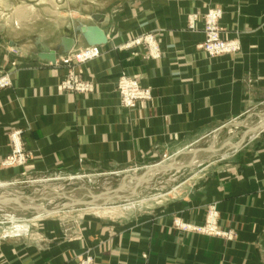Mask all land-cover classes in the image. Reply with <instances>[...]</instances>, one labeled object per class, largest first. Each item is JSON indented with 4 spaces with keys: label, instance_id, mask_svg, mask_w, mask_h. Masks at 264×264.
Wrapping results in <instances>:
<instances>
[{
    "label": "crops",
    "instance_id": "0c3cea01",
    "mask_svg": "<svg viewBox=\"0 0 264 264\" xmlns=\"http://www.w3.org/2000/svg\"><path fill=\"white\" fill-rule=\"evenodd\" d=\"M211 8L221 10L220 25L240 40L239 51L211 57L201 47L203 15ZM92 13L104 15L100 25L108 41L99 57L77 69L93 90L63 91L66 68L39 58L34 39L55 47L77 20L92 23ZM192 14H198L193 28ZM45 24L58 33L56 43L40 30ZM145 34L155 38L159 57H145L146 43L123 47ZM86 45L79 35L73 49ZM5 71L12 85L0 90V179L26 182L79 167L107 172L147 165L226 128L245 127L253 113L264 122V111L256 113L264 105V0H0ZM122 74L150 87L152 99L122 106ZM14 128L22 129L33 158L3 168ZM252 133L225 167L169 187L158 205L112 221L91 218L82 239L64 237L59 222L47 224L35 245L0 236V264H76L88 249L96 264H264V129ZM195 177L202 180L186 185ZM210 202L217 204L221 227L235 230L233 238L173 225L175 215L201 223ZM79 228L66 231L70 236Z\"/></svg>",
    "mask_w": 264,
    "mask_h": 264
},
{
    "label": "rangeland",
    "instance_id": "374dc122",
    "mask_svg": "<svg viewBox=\"0 0 264 264\" xmlns=\"http://www.w3.org/2000/svg\"><path fill=\"white\" fill-rule=\"evenodd\" d=\"M218 24L220 25V21H218ZM220 27L224 38L239 40L238 38L227 37L224 34L223 27L221 25ZM40 30H42L45 34L51 35L50 37L48 35L47 39L49 41L56 43L59 40L57 32L55 34H51V31H54L52 25L45 24L40 27ZM65 30L66 28L64 31ZM82 48L83 47L76 50L73 49L70 52L78 51ZM65 54L66 53L60 54L59 63L63 62L61 57ZM3 73L10 74L11 86V73L9 71H5L0 73V76L3 75ZM117 90L120 95L118 83ZM120 100L122 106L128 108L134 107L138 103L136 102L133 106H125L122 103L121 96ZM259 111H264V105L256 110V113H260ZM261 120L262 119L253 113L250 117L244 119L245 125H247L245 127L226 128L220 134L207 137L197 145L186 149L185 151L170 154L169 156L163 155L162 159L147 165L128 167L125 169H117L107 172L98 168L89 169L86 167H79L78 169L71 171L63 170L62 172L64 173H58L53 176H36L33 177L31 181L26 182H10L0 179V201H5L0 202V236L2 239H11L15 242L21 239L23 241L26 240L32 244L34 243L35 245L37 241L36 239H38V237L39 239L42 238L41 235L44 234L42 230L45 229L47 224L50 223L52 225L53 222H59L61 224V232L64 237L82 239L85 229L84 223L91 218L100 219L102 221H112L122 217L125 213H131L132 209H136L137 207H150L158 205V202L156 201H159L160 196H163L164 193L168 192L169 187L175 185L177 186L190 176L197 174V172L201 175L206 174L207 176L211 175L214 172V169L220 168L218 165L222 166V168L225 167L229 155L233 152L232 150L243 147L246 142L241 146H235L234 143H237L242 139L243 133L248 127L258 124ZM16 130L20 131L18 146V148L20 147L19 152L16 147L18 139L16 141L12 138V133ZM252 135L253 133H250L247 138ZM7 137L12 151L3 159L1 163L3 168H14L24 165L27 161L33 158L32 151L26 149L22 141V129H12V131L8 133ZM209 146L214 147L217 150H208L207 147ZM194 149H198V151L194 153ZM12 157H14L15 162L12 161L13 163L8 166L5 161L8 158L11 159ZM20 160L23 162L20 163ZM156 163H159L160 166L151 168ZM168 164H172V166L167 167ZM226 170H228V168ZM140 176H142V178L139 182L137 177ZM206 176H204V179L207 178ZM199 179L202 180L200 177H195L193 180H189L186 185L194 186L196 180ZM105 192H108L106 194L110 197L105 198L104 195H102L96 199L95 203L75 202V200H92L93 195ZM14 197H17L18 199L14 201L12 199ZM37 203L44 205L46 208L62 207L67 204L71 205L66 206L60 211L48 213L42 209L30 206ZM103 208H107V210H102ZM214 209L217 212V226L222 230L221 235L188 229L185 230L176 225L178 221H182L187 224L206 226L210 220L211 211ZM172 222L173 225L181 231H191L204 235L220 236L225 239L233 238L235 235L234 229H223L221 227L220 213L215 202L206 204L205 214L201 223L186 221L181 215H175ZM74 225H79L80 228L75 231L76 233H74L73 230V233L69 236V231L66 230H69ZM76 264H96L91 250L88 249L77 255Z\"/></svg>",
    "mask_w": 264,
    "mask_h": 264
},
{
    "label": "built area",
    "instance_id": "2783aa9c",
    "mask_svg": "<svg viewBox=\"0 0 264 264\" xmlns=\"http://www.w3.org/2000/svg\"><path fill=\"white\" fill-rule=\"evenodd\" d=\"M222 12L218 8L209 9L204 15V33L205 38L201 44V47L210 56H215L228 52H235L241 49V43L237 39H226L222 36L221 27L218 24L219 18ZM198 14H192L190 16L189 25L191 28L195 27ZM146 43L147 51L145 57L157 58L161 55L159 46L156 43L155 38L151 34H145L129 43L123 45V47H130L132 45H138ZM101 54V45H87L78 51L67 52L57 60V63L66 68V71L60 79V87L66 91H77L81 93L91 92L93 90V83L83 78L82 74L78 71V65L90 61L99 57ZM11 79L9 73H3L0 76V89L10 86ZM120 96L122 103L125 106H133L136 102L150 100L153 96V91L150 87H145L141 84L137 77L122 74L118 81ZM19 134L20 131L16 130L12 133V138L16 141L17 151H20L19 146ZM24 159V158H23ZM14 157L7 159L8 166L14 161ZM15 162V161H14ZM20 163L23 161H19ZM6 164V165H7ZM210 220L204 225L187 224L186 222L178 221L176 225L185 230L199 231L209 234L221 235L222 230L217 226L216 210H212Z\"/></svg>",
    "mask_w": 264,
    "mask_h": 264
},
{
    "label": "water",
    "instance_id": "95a60500",
    "mask_svg": "<svg viewBox=\"0 0 264 264\" xmlns=\"http://www.w3.org/2000/svg\"><path fill=\"white\" fill-rule=\"evenodd\" d=\"M90 16H91V19L93 20L92 23H86L81 20H77L75 24H71L70 26H68L66 30L64 31L63 35L61 36L59 43L55 47H52L49 44L43 42L41 38L37 36L34 39V43L37 46L38 57L44 60H48L51 63L55 64L57 62V58L59 54L67 53L73 50V48L76 45L79 35L83 37V39L88 45L106 44L108 41L107 34L102 28V26L100 25V22L104 19V15L101 13H92ZM262 129H264V122L258 125H253V126L248 127L244 131L242 139L238 141L237 143H234V145L241 146L242 144L246 142L247 136L250 133L255 132L257 130H262ZM207 149L212 150V151L217 150L216 148L211 147V146L207 147ZM197 151L198 149H194V153H196ZM159 166L160 164L156 163L151 168L159 167ZM168 166L170 167L172 166V164H168L167 167ZM141 178L142 176L137 177L139 182ZM106 193L108 192L101 193L98 195H93L92 200H88V201L75 200V202L76 203H84V202L95 203L96 199L101 197L102 195H104L105 198H109L110 196H108V194ZM12 199L15 201L18 198L14 197ZM0 202H5V201H0ZM68 205L69 204L64 205L62 207L46 208L44 205L37 203L35 205H30V206L33 208L42 209L44 211H47L48 213H52V212L60 211Z\"/></svg>",
    "mask_w": 264,
    "mask_h": 264
},
{
    "label": "bare ground",
    "instance_id": "6f19581e",
    "mask_svg": "<svg viewBox=\"0 0 264 264\" xmlns=\"http://www.w3.org/2000/svg\"><path fill=\"white\" fill-rule=\"evenodd\" d=\"M89 208V207H88ZM99 208V207H98ZM102 210H107V208H103Z\"/></svg>",
    "mask_w": 264,
    "mask_h": 264
}]
</instances>
